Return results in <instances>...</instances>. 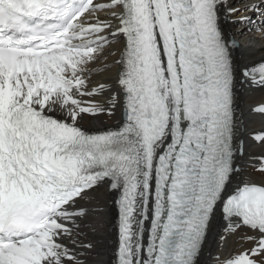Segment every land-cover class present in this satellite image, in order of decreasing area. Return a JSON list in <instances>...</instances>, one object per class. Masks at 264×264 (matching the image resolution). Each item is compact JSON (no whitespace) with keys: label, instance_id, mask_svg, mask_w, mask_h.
<instances>
[{"label":"snow or ice","instance_id":"obj_1","mask_svg":"<svg viewBox=\"0 0 264 264\" xmlns=\"http://www.w3.org/2000/svg\"><path fill=\"white\" fill-rule=\"evenodd\" d=\"M246 34L264 0H0V264H264Z\"/></svg>","mask_w":264,"mask_h":264},{"label":"bare ground","instance_id":"obj_2","mask_svg":"<svg viewBox=\"0 0 264 264\" xmlns=\"http://www.w3.org/2000/svg\"><path fill=\"white\" fill-rule=\"evenodd\" d=\"M238 32V29H233L232 27L228 28L229 34L233 32ZM237 39L245 45L240 52L237 53V56L241 61L247 64L259 61L264 57V50L261 49L259 44H256L254 47H247L248 41L252 39L250 34H246L244 37L237 36ZM264 100V91L261 90H245L241 95V106L245 111L246 117H248L249 129L259 130L261 127V118L257 115H249L250 109L254 108ZM254 151L256 149H253ZM214 249V244L212 245ZM102 259L107 261L110 259V252L107 249L102 250Z\"/></svg>","mask_w":264,"mask_h":264}]
</instances>
